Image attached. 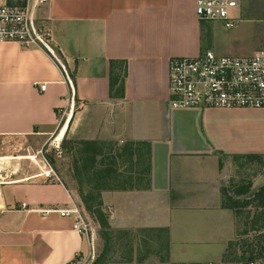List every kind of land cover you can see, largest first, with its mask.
Listing matches in <instances>:
<instances>
[{
    "label": "crops",
    "instance_id": "0c3cea01",
    "mask_svg": "<svg viewBox=\"0 0 264 264\" xmlns=\"http://www.w3.org/2000/svg\"><path fill=\"white\" fill-rule=\"evenodd\" d=\"M195 4L47 0L34 14L72 86L44 50L0 43V138L48 140L61 124L62 139L145 144L148 182L102 192L101 201L113 231L165 232L167 264L204 263L185 253L194 246L228 260L237 229L222 207L225 187L241 174L238 160L264 157V109L169 106L170 59L206 51L211 23ZM111 71L124 78L122 99L110 95ZM42 177L0 182V264H71L88 250L60 214L73 195Z\"/></svg>",
    "mask_w": 264,
    "mask_h": 264
},
{
    "label": "rangeland",
    "instance_id": "374dc122",
    "mask_svg": "<svg viewBox=\"0 0 264 264\" xmlns=\"http://www.w3.org/2000/svg\"><path fill=\"white\" fill-rule=\"evenodd\" d=\"M3 2L10 6L22 7L26 0H0V4ZM241 18V22L231 30H226L217 23L206 24L208 27L204 28L203 36L207 41L205 42L206 50L218 55L234 57H249L256 51H264V0H242ZM60 128L61 124L48 140L33 137L0 138V182L22 180L31 175L43 176V172L52 170L48 178L43 176L42 179L51 182L52 179L57 181V178L65 185L91 222L94 238L88 245L85 255L78 257L71 264H167L165 232L113 231L110 228V235L107 236L94 219L95 216H91L86 211L80 202L76 192L77 185L73 180L71 146H75L77 141L62 139V134L58 133ZM58 138L60 141H56ZM141 157L146 158L144 151ZM237 163L238 166L240 165L238 170L241 174L229 182L225 191L228 196H233V191L237 187L251 183L250 194L240 197L241 200H247L252 193L264 187V157L261 162L238 160ZM120 170L123 171L124 167ZM11 174L14 175L11 176ZM145 182L146 180L142 179L135 185L144 186ZM106 213L109 215L108 209L104 207L103 214ZM237 213L235 215L237 233L232 242L234 244L232 251L236 254L234 259L247 249L254 248L256 251L264 247L262 242L264 217H260V215L263 216L264 209L251 203L238 207ZM257 218L258 222L254 223ZM185 253H188V256L195 255L204 262L222 261L219 260L221 251L218 248L206 251L202 247L194 246ZM248 254L246 252L243 257Z\"/></svg>",
    "mask_w": 264,
    "mask_h": 264
},
{
    "label": "built area",
    "instance_id": "2783aa9c",
    "mask_svg": "<svg viewBox=\"0 0 264 264\" xmlns=\"http://www.w3.org/2000/svg\"><path fill=\"white\" fill-rule=\"evenodd\" d=\"M46 1L26 0L22 7L0 5V43L44 50L59 63L72 86L52 48L51 32L40 28L34 14ZM241 10L242 0H196L195 4L201 22L217 23L226 30L241 22ZM40 89L45 90V86L41 85ZM169 106L173 110L264 109V51H256L249 57H234L206 50L196 57L171 58ZM50 173L52 170L42 175L48 178ZM60 214L71 218L72 230L92 243L91 222L77 203L71 202V207ZM235 255L221 262L201 264H264V256L243 257L241 254L234 259Z\"/></svg>",
    "mask_w": 264,
    "mask_h": 264
},
{
    "label": "trees",
    "instance_id": "16d2710c",
    "mask_svg": "<svg viewBox=\"0 0 264 264\" xmlns=\"http://www.w3.org/2000/svg\"><path fill=\"white\" fill-rule=\"evenodd\" d=\"M110 95L114 99L124 97V78L118 74L110 73ZM128 144L120 148L110 143L95 141H77L73 150V180L76 183V192L80 202L91 216H95L99 227L110 235L109 215L103 214L104 205L101 201V194L105 191H126L138 188L135 184L142 179L148 182L150 165L148 162L147 147L145 144ZM145 152L146 158L142 159L141 153ZM246 161L261 162V156L249 155L243 157ZM129 166H125V165ZM121 167L124 170L121 171ZM65 186V185H64ZM251 184L242 185L233 191V196H228L224 191L222 207L228 208L237 215V208L255 203L257 207L264 209V187L252 193L247 200L240 197L250 194ZM261 218L264 217L260 215ZM258 222L257 220L254 223ZM109 233V234H108ZM264 243V235L262 236ZM234 244H228L227 258L233 257ZM249 253V257L254 254L264 256V247L256 250L250 248L244 251Z\"/></svg>",
    "mask_w": 264,
    "mask_h": 264
},
{
    "label": "bare ground",
    "instance_id": "6f19581e",
    "mask_svg": "<svg viewBox=\"0 0 264 264\" xmlns=\"http://www.w3.org/2000/svg\"><path fill=\"white\" fill-rule=\"evenodd\" d=\"M18 158V157H17ZM21 160V159H20ZM33 160V159H32Z\"/></svg>",
    "mask_w": 264,
    "mask_h": 264
}]
</instances>
